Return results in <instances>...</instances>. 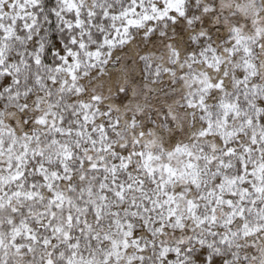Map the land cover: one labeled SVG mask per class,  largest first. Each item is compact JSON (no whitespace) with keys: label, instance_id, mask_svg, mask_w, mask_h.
Wrapping results in <instances>:
<instances>
[{"label":"snow or ice","instance_id":"6c2138e0","mask_svg":"<svg viewBox=\"0 0 264 264\" xmlns=\"http://www.w3.org/2000/svg\"><path fill=\"white\" fill-rule=\"evenodd\" d=\"M0 264H264V0H0Z\"/></svg>","mask_w":264,"mask_h":264}]
</instances>
